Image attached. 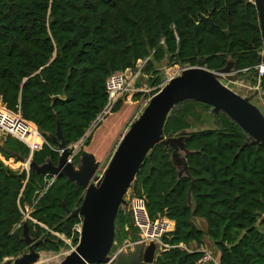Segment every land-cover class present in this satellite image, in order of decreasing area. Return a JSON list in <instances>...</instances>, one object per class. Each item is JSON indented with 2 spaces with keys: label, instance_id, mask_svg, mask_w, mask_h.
I'll return each instance as SVG.
<instances>
[{
  "label": "trees",
  "instance_id": "obj_1",
  "mask_svg": "<svg viewBox=\"0 0 264 264\" xmlns=\"http://www.w3.org/2000/svg\"><path fill=\"white\" fill-rule=\"evenodd\" d=\"M263 50L253 0H0V100L14 112L20 106L49 142L34 152L38 164L58 160V146L48 136L56 132L58 120L67 144L78 142L107 103V78L135 67L139 59L151 55L144 68L151 86L163 82L157 64L165 59L187 67L206 59L211 70L231 59L238 75L254 85ZM142 95L136 93L134 100ZM54 96L60 98L53 103ZM211 109L192 100L179 103L164 135L192 128L191 118L198 120L199 110ZM211 117L215 127L187 134L189 174L179 175L173 149L161 142L130 187L146 199L151 219L174 222L163 235L168 246L160 247L155 264H214L201 261L206 237L219 251L220 264H264V145L251 143L224 112ZM5 142L29 158L22 141L6 136ZM45 186V175L12 169L0 158V262L29 249L23 226L16 228L27 205L37 221L27 219L31 234L43 240L38 251L58 253L69 247L66 239L77 245L82 218L70 214L86 188L66 176L56 177L42 194ZM130 218L128 210L119 211L117 244L138 239Z\"/></svg>",
  "mask_w": 264,
  "mask_h": 264
},
{
  "label": "water",
  "instance_id": "obj_2",
  "mask_svg": "<svg viewBox=\"0 0 264 264\" xmlns=\"http://www.w3.org/2000/svg\"><path fill=\"white\" fill-rule=\"evenodd\" d=\"M253 2L259 13L264 42V0ZM226 33L229 34V30ZM263 59L264 50L260 53L258 64ZM181 67L179 75L170 78L150 97L142 113L121 137L102 173H99L101 162L85 149L81 151L78 161H69L70 150L59 120L56 132L48 133L51 141L62 150L57 162L51 159L43 164L32 159L28 161V158L11 151L5 140L0 141V146L8 154L27 161L31 171L40 175L66 176L86 188L82 203L70 214L73 218H82L79 241L59 264H155L159 243L151 242L146 246L138 243L134 250L120 252L116 258L113 257L112 248L116 240L119 211L128 210L125 196L144 159L157 144L163 142L167 150L173 149L171 160L180 176L189 174L186 139L187 134L196 129H186L177 135H164L170 113L179 103L186 100L206 103L212 107L213 113L222 111L236 122L249 135L251 143L264 145V113L253 103L262 84L257 68L255 74L258 87L254 94L243 97L229 85L242 79L235 71V61L231 59L219 70L207 68L206 59H200L196 66ZM57 98L60 97L52 98L53 103ZM24 170L21 168V172ZM23 229V240L29 251L6 259L5 264H35L40 259L41 253L37 247L43 240L38 233L32 236L26 219L23 221Z\"/></svg>",
  "mask_w": 264,
  "mask_h": 264
},
{
  "label": "built area",
  "instance_id": "obj_3",
  "mask_svg": "<svg viewBox=\"0 0 264 264\" xmlns=\"http://www.w3.org/2000/svg\"><path fill=\"white\" fill-rule=\"evenodd\" d=\"M151 59V55L146 57L145 59H139L135 67L127 68L123 71H116L112 73L106 80V89L108 94V99L105 107L98 114L94 122L91 124L84 137H82L78 142L72 143L68 145L70 150L69 161H73L78 153L82 150V146L86 141V138L89 137L90 133L100 125L103 120L107 118L112 112L117 103L120 100L123 102L134 101V96L136 93L142 92L143 95L136 100V104L146 105L149 102L150 97L152 96V92L161 88V86L166 83L173 76H169L167 80L163 81L160 86L155 87L154 90H148L144 87L137 86V81L143 75L144 68L147 62ZM255 68L259 71V77L261 81L264 80V60L258 64ZM175 76V74H174ZM257 84L255 88H257ZM262 89V84L259 87ZM0 136H12L20 141H22L30 150V156L28 161L32 159L34 152L39 151L43 148L44 144H48L49 142L46 140L45 136L39 130V128L33 123L26 120L22 113L20 106L18 107V111L14 112L7 108V106L0 100ZM61 153V149H57ZM0 158L7 164L9 167L11 166L10 159H5L3 157L2 152L0 151ZM28 162L26 161L24 164V169L29 174L30 168L28 167ZM46 177V186L42 190V194L46 192V190L51 186V184L56 179V176L53 175H45ZM132 193V191H131ZM31 206H26V211L24 212V218L20 221L16 228L23 226V221L27 219H31L34 222H37L33 219L29 211L31 210ZM128 211L131 214L132 221L134 226L139 229V237L135 241L125 240L122 244L116 247V250L113 252V257L116 258L120 252H130L134 250L135 246L138 243H141L143 246L150 244L151 242L159 243L160 247H167L162 240L163 235L168 231L172 230L174 222L166 217L151 219L147 206L146 199L140 195L132 194L131 200L129 201ZM26 219V220H27ZM80 226V227H79ZM77 227L78 232H80L81 224ZM59 235V234H58ZM70 239L66 242L70 245ZM205 256L202 258V262H207L212 260V256L204 249Z\"/></svg>",
  "mask_w": 264,
  "mask_h": 264
},
{
  "label": "rangeland",
  "instance_id": "obj_4",
  "mask_svg": "<svg viewBox=\"0 0 264 264\" xmlns=\"http://www.w3.org/2000/svg\"><path fill=\"white\" fill-rule=\"evenodd\" d=\"M157 69H159L160 75H161L163 81L167 80L169 76L170 77L174 76V74H175V76L179 75L182 71V67L180 65L169 64L167 62V59H165L159 65L157 64ZM148 78H149V75L144 73V71H143V75L140 78L141 81L143 82V85H141V86L148 89V90H154L155 87H157V86H151ZM229 85L232 89L237 91L243 97H248V96L254 94L255 90H256V88H254L253 90L250 89L251 87H254V86H251L249 84V82H247V79H244V82L235 81L233 83H230ZM250 92H252V93H250ZM134 102H136V100H134ZM253 103L255 105H257L261 109V111L264 113V90L263 89L260 88L258 95L253 99ZM144 107L145 106L141 105V103L140 104H130V103L126 104L125 103L120 111L112 112L99 125L100 127L95 131L96 132L95 134H97L100 131L105 130L108 127L112 128L107 133V135H109V136L105 139V141H103L105 143L101 147L102 151L100 153V155H101L100 157H102L104 152H108L109 149H111V150H110V154L108 155V157H106L104 159V161H102L101 169H100L99 173H102L104 168L108 165L111 156L113 155L117 145L119 144V142L121 140V137L129 129L130 124L135 119H137L138 116L142 113V111L144 110ZM199 114H200V117L198 120H195L193 117L191 118L193 129L199 130L202 128L215 127V120L213 119V117H211V114H213L212 110H209V111L199 110ZM93 133L94 132H92L90 134V136L88 138H86V141L84 142V144L81 148L82 150L88 149V145L92 141ZM24 164L23 165L21 164V167H24ZM131 197H132V193H131V190L129 189L126 196H125V198L128 200V207H129V201L131 200ZM131 222L133 223L132 219H131ZM198 224L202 228L206 229V223L203 222V220H201V221L199 220ZM137 235H138V232H136L133 236L136 237ZM118 245H120V244H117V242L115 240V245H114V248H112V253L116 250V247ZM74 247L75 246H73L72 242L70 241L69 247L63 248L58 253L48 252V251H40V253H41L40 259L35 264H59L66 257V255L71 252V250ZM204 249H206V251H208V253L212 256L213 259L211 261H214L213 262L214 264H220L219 258H218L219 257V251L213 245V242L208 237H206V239H205ZM28 251H29V249H28ZM6 259H10V258H6ZM6 259L1 261L0 264H5L4 261L6 262ZM9 264H12V262Z\"/></svg>",
  "mask_w": 264,
  "mask_h": 264
},
{
  "label": "crops",
  "instance_id": "obj_5",
  "mask_svg": "<svg viewBox=\"0 0 264 264\" xmlns=\"http://www.w3.org/2000/svg\"><path fill=\"white\" fill-rule=\"evenodd\" d=\"M264 60V59H263ZM241 80H243V78L241 79ZM136 104V102H131V101H128V102H124L123 103V105L124 104ZM123 107V106H122ZM122 107H121V109H122ZM120 109V110H121ZM119 110V111H120ZM100 126H98L96 129H94L92 132H94L93 133V137H92V141L90 142V144L88 145V149H85V150H87V151H89V152H91V153H93L95 156H96V158H97V160L98 161H100L101 163H102V161H104V159L106 158V157H108V155L110 154V150L111 149H109L108 150V152H104L103 153V155H102V157H100L101 155H100V153H101V151H102V149H101V147L103 146V144L105 143V142H103V141H105V139L109 136V135H107V133L112 129L111 127H108V128H106L105 130H103V131H100V132H98L97 134H95L96 132V130L99 128ZM91 132V133H92ZM90 133V134H91ZM90 136V135H89ZM3 140H5V137L4 136H0V141H3ZM96 141V142H95ZM1 146H0V151L2 152V150H1ZM84 150V149H83ZM3 154V153H2ZM3 157L5 158V159H10V161L9 162H11V161H13L12 163H11V168L12 169H15V170H17V169H21V168H23V167H21V164L23 165L24 163H25V161H21V160H19L18 158H16L15 156H13V155H11V157H6L4 154H3ZM31 171V170H30ZM31 213V210L29 211V214ZM27 219V218H26Z\"/></svg>",
  "mask_w": 264,
  "mask_h": 264
},
{
  "label": "flooded vegetation",
  "instance_id": "obj_6",
  "mask_svg": "<svg viewBox=\"0 0 264 264\" xmlns=\"http://www.w3.org/2000/svg\"><path fill=\"white\" fill-rule=\"evenodd\" d=\"M244 79H246V78H243V80H241V82H244ZM246 81V80H245ZM240 84V83H239ZM249 84L251 85V86H254V87H251L250 89H254L255 88V86H256V84H257V82H255V84L253 85V84H251L250 82H249ZM250 93H252V92H250Z\"/></svg>",
  "mask_w": 264,
  "mask_h": 264
}]
</instances>
